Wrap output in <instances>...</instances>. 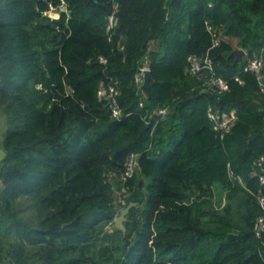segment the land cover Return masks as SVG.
Segmentation results:
<instances>
[{
    "label": "trees",
    "instance_id": "16d2710c",
    "mask_svg": "<svg viewBox=\"0 0 264 264\" xmlns=\"http://www.w3.org/2000/svg\"><path fill=\"white\" fill-rule=\"evenodd\" d=\"M117 3L0 0V264H264V0Z\"/></svg>",
    "mask_w": 264,
    "mask_h": 264
},
{
    "label": "built area",
    "instance_id": "2783aa9c",
    "mask_svg": "<svg viewBox=\"0 0 264 264\" xmlns=\"http://www.w3.org/2000/svg\"><path fill=\"white\" fill-rule=\"evenodd\" d=\"M113 1V9L108 15V27H112L115 21V12L117 11L118 8V3L117 0H112ZM51 10H54V8H51ZM209 31L212 33L213 36V42L212 46L216 45L219 41V36L214 32L211 27H208ZM190 61V71L192 73H197L198 71H201L202 69H210L211 70V62L208 57H205L202 62L197 61L193 57L188 58ZM264 64V57L262 54H259L258 56L254 57L253 59H250L246 65H244L243 70H252V71H257L260 72ZM144 68H148L146 64H142V67L140 71H142ZM141 75V72H140ZM238 79V78H236ZM137 81L142 82L141 77H137ZM211 83L213 85H216L217 87L220 88H225V81L219 78H215L213 75L211 76ZM258 81H259V87L260 91L264 92V74H259L258 75ZM106 92V96L108 99V105L111 111V115L115 118H120L121 116V111L119 107L116 104L114 95L117 93L115 87L109 86L108 89H100L98 94L102 95L103 93ZM164 110H160L159 113H163ZM207 116L208 119L211 121V125L213 130L223 133L225 131H228L230 128L231 124L235 121L236 119V113L235 110H229L227 112H216L213 111L211 108L208 109L207 111ZM135 157L133 155L128 156V160L126 162V168H125V176H130L135 167ZM262 162H264V157H260L259 161L257 162V165L261 166ZM260 182L264 184V175H260ZM259 204L260 207L263 211V214L258 218L257 223H256V231H264V196H259Z\"/></svg>",
    "mask_w": 264,
    "mask_h": 264
},
{
    "label": "water",
    "instance_id": "95a60500",
    "mask_svg": "<svg viewBox=\"0 0 264 264\" xmlns=\"http://www.w3.org/2000/svg\"><path fill=\"white\" fill-rule=\"evenodd\" d=\"M233 53L235 55L234 62L242 60L246 54L245 50L242 48L234 49ZM141 77H142V82L140 84V89H141L142 93L144 94V96L146 97L149 95V84L152 81L150 69L144 68L141 71ZM4 155H5V151L3 149H0V158H3ZM139 184L140 185L142 184V180H140ZM134 205H135V203L131 202L128 205H126L125 207L120 209L119 214L114 218V221H113L114 226L116 228H118L122 231H125L124 221L126 220V214L130 210V208ZM64 225H66V223Z\"/></svg>",
    "mask_w": 264,
    "mask_h": 264
},
{
    "label": "rangeland",
    "instance_id": "374dc122",
    "mask_svg": "<svg viewBox=\"0 0 264 264\" xmlns=\"http://www.w3.org/2000/svg\"><path fill=\"white\" fill-rule=\"evenodd\" d=\"M4 128H3V123H2V119H0V131H2Z\"/></svg>",
    "mask_w": 264,
    "mask_h": 264
},
{
    "label": "crops",
    "instance_id": "0c3cea01",
    "mask_svg": "<svg viewBox=\"0 0 264 264\" xmlns=\"http://www.w3.org/2000/svg\"><path fill=\"white\" fill-rule=\"evenodd\" d=\"M2 123H3V122H2ZM3 128H4V125H3ZM4 129H5V128H4ZM4 129H3V130H4ZM3 130H2V131H3ZM2 131H0V141H1V139H2V133H3ZM0 149H1V147H0ZM0 159H1V158H0ZM0 187H1V185H0Z\"/></svg>",
    "mask_w": 264,
    "mask_h": 264
}]
</instances>
